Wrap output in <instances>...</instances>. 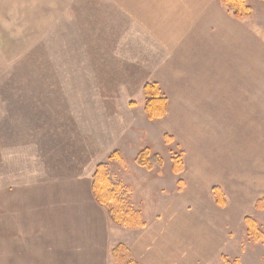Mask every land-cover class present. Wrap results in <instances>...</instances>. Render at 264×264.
<instances>
[{"label":"rangeland","instance_id":"rangeland-1","mask_svg":"<svg viewBox=\"0 0 264 264\" xmlns=\"http://www.w3.org/2000/svg\"><path fill=\"white\" fill-rule=\"evenodd\" d=\"M247 3L251 6L247 17L259 24L264 37V1ZM46 5V0H0V185L37 174L36 163L54 165L55 154L63 155L71 169L81 151L85 167L100 160L93 172L98 163H106L112 176L130 188L132 202L126 182L132 174L134 180L141 178L151 186L159 176L160 219L167 201L176 199L184 207L187 218L179 219V232L159 242L164 263L180 244L187 249L192 240L202 238L204 229L220 225L225 246L209 264H226L225 259L229 264H264V244L252 240L244 224L250 217L264 234L262 141L255 151L249 135L244 140L233 134V139L207 141L200 133L194 138L185 124L174 129L168 96L154 79L163 63L159 46L147 34L124 27H76L81 22L76 16L81 14L75 11L69 19L54 21ZM146 83H156L166 96L161 118L149 120L145 115ZM140 105L148 121L159 120V145L137 140V131L127 136L134 150L123 153L113 143L129 124L119 118L134 114L130 110ZM226 147L228 153L223 152ZM144 148L159 157L151 167L135 161ZM114 151L123 162L108 160ZM174 160L182 164L178 174L172 171ZM130 163L140 167L141 177L127 173ZM153 188L156 191L155 184ZM213 188L221 191L223 206L216 203Z\"/></svg>","mask_w":264,"mask_h":264},{"label":"crops","instance_id":"crops-1","mask_svg":"<svg viewBox=\"0 0 264 264\" xmlns=\"http://www.w3.org/2000/svg\"><path fill=\"white\" fill-rule=\"evenodd\" d=\"M46 3L54 21L63 16L69 19L75 11L81 14L76 16V21L81 19L76 27H124L147 34L159 46L163 63L154 79L168 96L174 129L185 124L194 138L200 133L207 141L233 139V134L244 140L249 135L254 150L262 141L259 152L264 154V37L250 17L235 19L219 0ZM130 112L134 114L119 118L129 126L117 134L114 147L123 153L133 151V140L127 136L138 132L137 140L159 145V120L148 121L141 105ZM199 124L205 127L197 128ZM79 155L71 169L63 155L55 154L54 165L36 163L38 175L30 173L27 179L0 185V264H116L112 249L117 244L124 245L138 264H209L224 248L220 225L210 227L187 249L176 243L179 248L169 250L173 255H167L164 263L166 255L160 254L159 242L179 232V219L187 218L184 207L171 199L161 208L160 219L159 176L150 182L156 191L150 190L151 184L134 180L132 172L138 173L140 167L130 163L126 168L132 175L126 182L145 225L117 226L92 195L93 165L100 160L86 168L81 151Z\"/></svg>","mask_w":264,"mask_h":264},{"label":"trees","instance_id":"trees-1","mask_svg":"<svg viewBox=\"0 0 264 264\" xmlns=\"http://www.w3.org/2000/svg\"><path fill=\"white\" fill-rule=\"evenodd\" d=\"M219 2L235 19H243L251 14V6L247 0H219ZM142 90L146 117L149 120L163 117L166 113L167 99L159 86L156 83H146ZM164 138L166 142L169 140L167 135ZM108 160L123 162L118 151L109 154ZM158 160V155H151L147 148L140 150L135 158L137 164L147 167H151ZM172 171L177 174L182 171L180 160H174ZM91 190L95 201L105 209L109 219L117 226L135 229L145 225L141 212L133 205L130 188L112 176L106 163L102 162L96 165L91 177ZM212 193L216 203L223 206L225 200L221 191L213 188ZM244 224L252 240L264 244V234L259 230L255 221L250 217H245ZM112 256L116 264H138L131 259L129 251L122 244L113 247ZM225 263L229 264L226 259Z\"/></svg>","mask_w":264,"mask_h":264}]
</instances>
